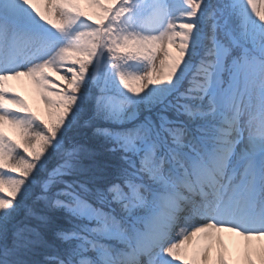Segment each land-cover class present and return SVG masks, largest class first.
Segmentation results:
<instances>
[{"label": "snow or ice", "instance_id": "6c2138e0", "mask_svg": "<svg viewBox=\"0 0 264 264\" xmlns=\"http://www.w3.org/2000/svg\"><path fill=\"white\" fill-rule=\"evenodd\" d=\"M0 264H264V0H0Z\"/></svg>", "mask_w": 264, "mask_h": 264}, {"label": "rangeland", "instance_id": "374dc122", "mask_svg": "<svg viewBox=\"0 0 264 264\" xmlns=\"http://www.w3.org/2000/svg\"><path fill=\"white\" fill-rule=\"evenodd\" d=\"M59 80V77H56ZM17 87V91L21 93L28 100L29 104L36 110L42 117L44 116L43 104L37 99L34 91L31 86L26 82L24 85H15ZM9 135H13V133L9 130Z\"/></svg>", "mask_w": 264, "mask_h": 264}, {"label": "bare ground", "instance_id": "6f19581e", "mask_svg": "<svg viewBox=\"0 0 264 264\" xmlns=\"http://www.w3.org/2000/svg\"><path fill=\"white\" fill-rule=\"evenodd\" d=\"M15 138V137H14ZM238 238L231 234H225V243L228 245L229 251L233 254V256L236 255V242ZM216 252L213 251V256H215Z\"/></svg>", "mask_w": 264, "mask_h": 264}]
</instances>
